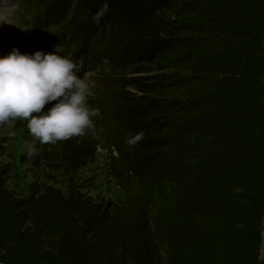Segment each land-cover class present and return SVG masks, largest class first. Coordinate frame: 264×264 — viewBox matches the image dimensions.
Listing matches in <instances>:
<instances>
[{"label": "trees", "instance_id": "16d2710c", "mask_svg": "<svg viewBox=\"0 0 264 264\" xmlns=\"http://www.w3.org/2000/svg\"><path fill=\"white\" fill-rule=\"evenodd\" d=\"M33 3L36 23L67 25L84 42L86 62L115 61L126 130L143 134L132 171L141 191L166 171L172 138L189 171L164 227L148 215L149 193L110 207L45 186L26 200L0 174V263L260 264L264 0H111L99 25L102 0Z\"/></svg>", "mask_w": 264, "mask_h": 264}, {"label": "rangeland", "instance_id": "374dc122", "mask_svg": "<svg viewBox=\"0 0 264 264\" xmlns=\"http://www.w3.org/2000/svg\"><path fill=\"white\" fill-rule=\"evenodd\" d=\"M31 3L33 0H0V56H6L13 48L34 54L36 51L54 52L57 47L59 55L71 60V56H77L76 61L83 63L79 75L89 85L88 106L99 109V115L85 135L56 144L41 145L30 134L26 120L17 118L0 125V174L6 187L27 200L35 191L53 186L110 207L123 206L126 197L137 191L149 193L147 210L153 225H174L176 195L172 193L173 187L177 188L189 171V165L183 164L176 154V139L172 138L166 171L157 176L152 174V185L141 191L142 184L136 183L132 171L135 163L142 160V152L136 144L128 143L133 136L126 130L123 107L116 97L118 67L115 61L104 58L99 67L86 62L84 51L80 49L84 42L71 40V32L62 30L67 25H56L58 23L53 21L47 25L36 23L35 17L40 15L42 19L43 12ZM105 47L104 41H92L91 50L97 55H104ZM52 104L46 105L45 110ZM26 142L34 143L39 155L28 157L24 148ZM262 236L264 259V224Z\"/></svg>", "mask_w": 264, "mask_h": 264}, {"label": "clouds", "instance_id": "9594fccd", "mask_svg": "<svg viewBox=\"0 0 264 264\" xmlns=\"http://www.w3.org/2000/svg\"><path fill=\"white\" fill-rule=\"evenodd\" d=\"M110 10L111 0H102L94 22L99 25ZM57 53L58 47L54 52L34 54L13 48L0 56V125L26 120L30 134L41 145L85 135L99 115V109L88 106L89 85L79 75L83 63ZM142 136L139 133L128 143L135 144ZM24 148L30 158L39 155L32 142Z\"/></svg>", "mask_w": 264, "mask_h": 264}, {"label": "crops", "instance_id": "0c3cea01", "mask_svg": "<svg viewBox=\"0 0 264 264\" xmlns=\"http://www.w3.org/2000/svg\"><path fill=\"white\" fill-rule=\"evenodd\" d=\"M260 264H264V259H263V256L261 255V259H260ZM1 264V263H0Z\"/></svg>", "mask_w": 264, "mask_h": 264}]
</instances>
